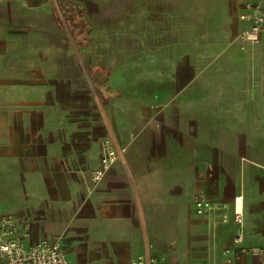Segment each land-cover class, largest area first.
I'll return each instance as SVG.
<instances>
[{
  "label": "crops",
  "instance_id": "crops-1",
  "mask_svg": "<svg viewBox=\"0 0 264 264\" xmlns=\"http://www.w3.org/2000/svg\"><path fill=\"white\" fill-rule=\"evenodd\" d=\"M254 2L131 0L120 10L116 0H2L0 45L15 28L14 5L28 6L73 46L59 56L74 63L61 65L60 79L44 75L56 104L41 115L30 102L27 120L18 117L29 139L0 133V234L9 220L25 246L46 241L71 264H263L264 36L239 39ZM117 27L146 30L156 60L173 62L172 89L158 84L162 64L136 84L110 67L87 74L90 55L74 46L98 44L100 29L113 38ZM216 76L228 82L213 88L205 79ZM106 147L116 161L102 167ZM199 196L212 204L201 216Z\"/></svg>",
  "mask_w": 264,
  "mask_h": 264
},
{
  "label": "rangeland",
  "instance_id": "rangeland-1",
  "mask_svg": "<svg viewBox=\"0 0 264 264\" xmlns=\"http://www.w3.org/2000/svg\"><path fill=\"white\" fill-rule=\"evenodd\" d=\"M125 1L129 3L131 0H116V7L122 10L125 8ZM139 1L141 0H136L135 7L139 6ZM27 7L19 4L14 5L15 13L13 12V15L17 19L14 24L15 28L12 30L13 33L5 39L6 43L0 45V133L8 135L9 138L13 136V138L25 140L29 139L30 132L24 128V125H21L18 118L22 116L25 121L27 120L25 107L31 106L30 102L32 105L40 104L36 110L43 115L45 112L44 103L46 106L54 105L59 99L57 88L58 91L53 89L51 98H48L47 92L43 88L46 78L44 75L51 74L52 78L60 79L59 75L63 74L61 65L74 63L72 59L67 60V57L59 56L65 52H73V46L68 43L59 44L58 39L53 35L57 33L52 29L54 24L35 17L27 11ZM89 14L96 15L94 12ZM108 15L110 14L100 13L102 18H107ZM115 24L124 26L127 23L117 19ZM111 31L116 32L117 36L111 38L106 29H100L96 38L97 41H100L98 44L74 46L77 51H81L83 48L90 55L87 57V61H83L84 70L89 76V70L93 67H110L114 71H121L118 76L114 75L117 77L116 81L121 82L126 79V82L136 84L141 82L150 71L155 72L156 67L159 71L160 64H162L165 74L158 80V84L162 85L164 90L172 89V79L174 80V78L170 69L173 62L171 60H156L154 52L156 45L150 44V42L146 44L145 29L131 28L127 32L126 29L117 27ZM150 31L154 33L156 30ZM152 38H155V34ZM167 51L171 52L170 49ZM50 55H52L51 58ZM51 63L53 66L49 69ZM18 70L20 76L17 74ZM37 71L41 73H36ZM17 78L20 81L24 79V81L19 82ZM205 80L209 81L213 88H219L222 83L228 82L227 78L218 76L208 77ZM111 84H113V80H111ZM215 95L220 96L218 89L215 90Z\"/></svg>",
  "mask_w": 264,
  "mask_h": 264
},
{
  "label": "built area",
  "instance_id": "built-area-1",
  "mask_svg": "<svg viewBox=\"0 0 264 264\" xmlns=\"http://www.w3.org/2000/svg\"><path fill=\"white\" fill-rule=\"evenodd\" d=\"M241 19L247 20V28L239 35L240 41L246 44L256 43L264 36V0H255L252 4L246 5V13ZM116 161L115 151L106 147V153L101 158V166L107 167ZM102 173H97L95 180H99ZM236 204L240 205L241 197L235 198ZM211 202L204 197H196L194 202L195 213L198 216L205 214L211 209ZM241 236L233 240L235 245H240ZM241 254L257 256L261 253L258 249L240 250ZM229 254L226 250L224 255ZM154 259L137 257L132 264H151ZM0 264H71L66 257L64 250L58 246H51L46 241L34 245L25 246L22 243L18 227L7 220L1 225L0 234ZM264 264V263H263Z\"/></svg>",
  "mask_w": 264,
  "mask_h": 264
}]
</instances>
